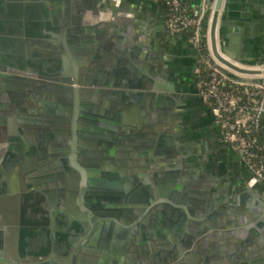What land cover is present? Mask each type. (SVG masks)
Segmentation results:
<instances>
[{
    "label": "water",
    "instance_id": "95a60500",
    "mask_svg": "<svg viewBox=\"0 0 264 264\" xmlns=\"http://www.w3.org/2000/svg\"><path fill=\"white\" fill-rule=\"evenodd\" d=\"M59 2L0 0V9L8 10L5 15L0 11V197L13 200L12 206L20 199L26 201L21 212L37 220L27 221L28 229L39 222V242L31 240L24 246L40 248L43 261L55 248L57 264H81L80 255L85 250L91 256L89 264H198L197 257L204 259L203 264H216L212 255L225 264H264V198L251 196L254 186L264 183L245 186L228 201L226 194L221 197L211 193L213 181L204 172L199 173L193 156L182 149L179 140L183 133L174 130L173 122L178 121L170 119L172 111L181 108L178 99L182 95L174 86V79L167 82L152 77L141 69V64L131 61L132 50L106 45L97 33L94 38V27H85L78 18L83 15V6L74 11L80 16H71L67 1ZM35 5L43 8V23L49 24L52 19L56 28H37L38 16L32 10ZM93 5L89 7L91 11L96 4ZM223 7L224 0H214L210 13L213 55L239 72L264 74V68L241 66L226 57L244 64L264 60L246 54L243 57L240 37L224 33ZM107 24L112 29L107 30L110 37L123 36L115 19L100 25ZM194 51L197 57L198 49L194 47ZM247 80L257 81L252 77ZM52 97L61 100V108H56V98ZM114 98L118 99L117 104L105 101ZM70 99L71 105L67 103ZM97 101L101 105L99 111ZM41 123L56 124L53 130L59 132L57 137H45L37 129ZM97 123L100 127L95 126ZM32 138L35 141L29 148L28 140ZM74 159L93 174L104 168L110 172H104V179L85 183V173L62 171ZM52 165L57 178L54 187L50 185L55 184L54 177L38 175L41 169L48 167L49 171ZM146 170L152 172L159 186L164 185L163 195L167 197L159 199L156 190L142 186L136 190L140 199L135 198L131 186L138 177L146 184ZM38 178L44 180L42 184L36 182ZM247 182L243 181L242 186ZM95 189L103 193L93 197ZM34 197L39 200L37 207L31 205ZM90 198L96 201L94 205ZM155 206L156 215L162 211L168 214L170 236L158 240L161 251L155 249L156 242L152 240L156 250L153 254L133 256L135 245L130 238L134 236L129 234L133 228L121 223H128L138 212ZM12 209L0 212L3 222L15 215ZM92 214L97 223L90 229ZM106 230L110 236L118 230L125 236L118 241L110 237L108 241ZM106 249L112 251V257L118 251L125 257L120 262L111 260ZM213 249L217 254L211 253ZM36 255L27 261H34Z\"/></svg>",
    "mask_w": 264,
    "mask_h": 264
},
{
    "label": "crops",
    "instance_id": "0c3cea01",
    "mask_svg": "<svg viewBox=\"0 0 264 264\" xmlns=\"http://www.w3.org/2000/svg\"><path fill=\"white\" fill-rule=\"evenodd\" d=\"M52 1L53 3L60 1L59 4H63L67 1L68 4L67 6L65 4V6L71 16H78L79 14L74 12L75 8L79 9L83 6V15H79L80 17L78 18L80 22L84 23L85 27H94V29H91L93 30L92 34L94 38H96L95 34L97 33L100 40H103L106 45L110 44L117 47L121 45L125 49L129 48L132 50L133 56L131 61L141 64V69L150 72L152 77L163 79L167 82L174 79V86L179 87L178 90L182 96L178 99L179 102H181V116L180 119L177 120V123L173 122V128L175 131H181L183 133L179 143L182 145V149H186L188 153L193 156L195 164L198 166L199 173L204 172L206 177L213 181V184L210 186L211 193L214 195L220 194L221 197L226 194L225 196L228 201L233 193L237 194L240 191H244L245 188L243 187H249L251 185L247 182L242 186L243 181L248 180V176L251 173L250 168L242 161L237 151L221 141L220 132L212 112L206 107L207 103L202 101L194 89V67L196 63L194 46L189 40L187 31H179L176 33L169 32L165 23V7L163 0ZM183 1L192 5L199 4L200 2V0ZM93 4L96 5L94 6ZM91 5L94 6L92 9L94 11L90 10L89 7H91ZM47 8L48 13L49 11L51 12L49 3ZM28 9L30 8L28 7ZM42 9L40 5H35L32 9L35 10V14L38 16L37 28L42 29L45 26L47 30L49 29V31H52L53 28H56V24L51 18L50 23L46 24L47 26L43 23ZM0 11L3 12L4 15L8 12L4 7L1 8ZM223 11L225 14L223 31L224 33H230L240 37L242 47L244 48L242 51L243 57H245L244 55L246 54L248 56L257 57L256 59H260L259 57H263L264 59V0H224ZM20 12L23 17V3L21 4ZM43 15H45V13H43ZM114 19L115 24L123 31V36L110 37L107 30L112 31L111 27H109L108 24L105 25V27L104 25H100L102 22H109ZM23 43H26V40L23 41ZM88 58L86 57L85 59ZM121 59L130 61L127 57L124 58L121 56ZM108 75L110 76V74ZM105 101L107 103L113 102V104L119 102L118 99L115 98ZM115 108L118 109L120 107L115 106ZM181 132L179 133L181 134ZM261 138L264 140V114H262L261 118ZM117 149L119 148L117 147ZM134 150L135 149L132 148L131 152ZM73 161L74 162H69L71 168L82 173H86L87 170H89L77 159ZM103 170L110 172L108 168H104ZM112 171L118 174L116 169ZM145 175L147 178L145 181L146 184H142L140 182L142 179L138 177L137 182H133L131 186L135 198L137 197V199H140L141 195L136 190L142 188V186L145 190H151V188L156 190L159 199L162 197L164 198V196L167 197L163 195L164 185L161 184L159 186V184L156 183V177L153 176L152 172L146 170ZM253 189V193L251 194L253 198L257 199L260 198V196L264 198V185L257 184ZM3 194L9 195L10 192H4ZM36 200L35 197L34 200H31L33 202L31 205H34V207H37V205L39 206V200ZM10 202L12 203L13 200L5 196L0 197V212L4 210L8 212L12 207L15 208L12 209L15 215H13L11 219L9 218L10 221L3 222L0 216V223L3 222L4 224V227L0 230V264H57L58 260L56 258L55 248H51V252L47 254V257L43 261L42 256H40V248L34 247L31 249L30 247L27 248V246H24V244L29 243L31 240H33L34 243L39 242L40 236H42L38 225L39 222L38 224H32L30 226L31 229H28L26 225L27 221L35 222L37 220L35 216L30 219L24 212H21V207H24L26 201L20 199L17 203H13V206ZM95 203L96 201L94 198H90V204L94 205ZM156 208L155 206L154 209L148 208L144 212H138V216L130 220V222L121 223L123 226L126 225L133 228L129 231V234L134 236L133 239L130 238V241L134 242L135 245L134 249L131 251V253L134 254L133 256L139 254L146 255V253L153 254L156 250L161 251L160 247L162 245L157 244L158 240L164 241V238H168L170 232L168 225L169 216L163 211L156 215ZM13 211H11L12 214H14ZM115 222L120 223L118 220ZM96 223L97 218L95 219L94 226ZM107 226H109V224ZM106 232L104 234L108 241L111 238L118 241L125 236V233L121 230L114 232V235L111 233V236L108 233L109 231ZM157 234L159 238H156ZM152 240L156 242L154 244L156 245V250L153 248ZM106 250V255L111 260L117 259L118 262H120V258L122 259L123 256L125 257V255H122L119 251L117 256L114 252V257H112L109 255L112 251L110 249ZM213 252L217 254L216 249H213L211 253L213 254ZM51 253H53V255ZM34 254L38 255H36V259L34 261H27V259H33L31 257ZM89 255L90 253L87 250L80 255L81 264H89L91 260V256ZM128 257L129 256H127V258ZM197 258L198 264H203L202 262H205L203 261L204 259L201 260V262L199 257ZM211 260L213 262L215 261L216 264H225V262H221L219 257L216 258V255H212ZM206 264H210V262H206Z\"/></svg>",
    "mask_w": 264,
    "mask_h": 264
},
{
    "label": "built area",
    "instance_id": "2783aa9c",
    "mask_svg": "<svg viewBox=\"0 0 264 264\" xmlns=\"http://www.w3.org/2000/svg\"><path fill=\"white\" fill-rule=\"evenodd\" d=\"M214 0L188 4L183 0H163L165 23L171 33L187 31L192 45L198 49L194 77L201 69L207 78H194V85L210 107L220 132V139L240 154L252 170L248 182L264 183V140L261 138V118L264 114V74L239 72L219 61L212 53L209 41V19ZM264 68V60L244 64ZM257 81H248L247 78Z\"/></svg>",
    "mask_w": 264,
    "mask_h": 264
},
{
    "label": "flooded vegetation",
    "instance_id": "af4514ba",
    "mask_svg": "<svg viewBox=\"0 0 264 264\" xmlns=\"http://www.w3.org/2000/svg\"><path fill=\"white\" fill-rule=\"evenodd\" d=\"M72 85H75V84H72ZM71 90V89H70ZM24 96H25V94H24ZM52 98H56V97H52ZM58 98H56V103H55V105L57 106L56 108H59L60 107V104L59 103H61V100H57ZM68 101H71V99L70 100H68ZM67 101V103H69L70 105H71V103H72V101L71 102H68ZM64 102V101H63ZM90 103H91V101H90ZM97 104V106H99V108H98V111L100 110V108H101V105H100V101H97L96 102ZM94 104V102L92 101V105ZM79 106H81V104L79 105ZM67 107V106H66ZM61 108V107H60ZM54 113V112H53ZM174 113V114H173ZM181 110H180V108H179V110H175V111H172V113H171V116H170V119H171V121H177V120H179L180 119V116H181ZM85 114H87V113H84L83 115H85ZM88 115V114H87ZM52 122V121H51ZM105 123L104 122H102V125H104ZM95 125V124H94ZM101 125V126H102ZM95 126H99L100 127V124L99 123H97ZM55 127H57V125L56 124H52V125H50V124H48V125H45V124H40V125H38V130L40 129V131L43 133V134H45L44 136L45 137H49L50 135L52 136L53 135V137H57L56 136V134H58L59 132H57V130H53V128L55 129ZM106 127V126H105ZM49 128H50V131H48L49 130ZM104 128V127H103ZM37 130V131H38ZM44 136H42V137H44ZM28 139V138H27ZM33 141H35V139L33 140V138L30 140H28V144H27V146L30 148L31 146L33 147ZM36 150H37V147H34ZM29 151V150H28ZM31 151V150H30ZM34 151V150H33ZM24 156H27V155H25L24 154ZM23 156V157H24ZM60 157V156H59ZM64 157H66V156H64ZM51 161H53V160H51ZM66 161H67V159H66ZM54 163H56L55 161H54ZM66 165H67V162H66ZM50 167V166H49ZM67 170H70L71 172H74L73 174H82L81 172H79V171H77V170H75V169H73V168H71L70 166H69V168L67 169V167H63L62 168V171H67ZM41 171V173H38V175H40V176H48V175H51L52 177H54V183L55 184H53V183H50V185L52 186V187H54V185L55 186H57L56 185V177H55V173H56V169H55V167L52 165L51 166V169H49V171H48V167L46 168V167H44V170L43 169H41L40 170ZM69 171V172H70ZM75 172H77V173H75ZM93 172H95V171H93ZM100 173V175L99 174H96V173H91V170L89 169V170H87V172L84 174V179H83V181L85 182V183H93V182H96V181H99V180H101V179H104V178H106V176H105V174H104V172L105 171H99ZM58 173V172H57ZM54 175V176H53ZM44 180H42V178H38V180H36V182L37 183H39V184H42V182H43ZM99 184H102L101 182L99 183ZM49 185V186H50ZM44 186V185H43ZM44 187H42L41 189H43ZM85 190V189H84ZM93 197L95 196V195H100V194H102L103 192H102V190H100V189H95L93 192ZM89 198V197H88ZM92 216H93V224H92V226H90V229H92L93 227H94V223H95V219H96V216L95 215H93L92 214Z\"/></svg>",
    "mask_w": 264,
    "mask_h": 264
},
{
    "label": "trees",
    "instance_id": "16d2710c",
    "mask_svg": "<svg viewBox=\"0 0 264 264\" xmlns=\"http://www.w3.org/2000/svg\"><path fill=\"white\" fill-rule=\"evenodd\" d=\"M188 33V32H187ZM207 72L204 69H201L200 73L198 75H196L194 78L195 80L197 79H202V78H207Z\"/></svg>",
    "mask_w": 264,
    "mask_h": 264
},
{
    "label": "bare ground",
    "instance_id": "6f19581e",
    "mask_svg": "<svg viewBox=\"0 0 264 264\" xmlns=\"http://www.w3.org/2000/svg\"><path fill=\"white\" fill-rule=\"evenodd\" d=\"M246 74H248V73H246ZM249 75V74H248Z\"/></svg>",
    "mask_w": 264,
    "mask_h": 264
}]
</instances>
